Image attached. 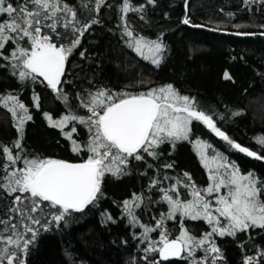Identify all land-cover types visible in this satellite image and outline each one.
<instances>
[{"label": "snow or ice", "instance_id": "1", "mask_svg": "<svg viewBox=\"0 0 264 264\" xmlns=\"http://www.w3.org/2000/svg\"><path fill=\"white\" fill-rule=\"evenodd\" d=\"M243 3L248 5L249 0ZM155 4L156 0H147V5ZM105 7H111L107 0H0V60L21 87L43 84L63 102L67 110L58 118L47 111L43 116L80 157L74 162L29 152L23 143L26 124L33 120L29 106L14 91L0 93V106L10 113L17 133L12 144H0V264H27L30 246L40 232L67 225L76 213L83 214L103 197L105 178L119 179L132 170L134 162L155 169L147 193L133 192L121 205L129 225L140 229L133 236L144 245L147 264H224L216 238L239 240L241 234L247 235L254 249L243 254L242 264H264V244H256L252 235L264 240V178L242 172L213 143L198 136L193 139L194 128L203 125L230 149L264 160V134L254 137L259 150L242 145L222 128L225 114L201 107L196 97L181 93L173 83L139 91L127 90L131 86L122 90L94 87L77 92L79 110L72 107L71 93L64 89L66 65L85 32L102 23ZM116 10L117 27L127 48L158 68L168 47L164 34L153 39L130 24V13L145 19L146 4L120 0ZM182 22L191 20L185 17ZM79 55L83 57L84 52ZM224 78L232 79L227 71ZM146 83L152 82L138 81ZM32 101L39 109L40 96L35 91ZM230 114L238 116L242 110H230ZM184 141L193 144L207 172L204 186L197 185L187 171L182 177L169 175L166 170L174 168L173 163L149 160L159 162L163 145L174 150ZM152 204L160 209L158 215H151L154 223L142 221L137 210ZM106 216L113 219L111 214ZM186 221H202L207 228L197 235ZM245 243H240L242 249ZM131 264H137L135 258Z\"/></svg>", "mask_w": 264, "mask_h": 264}, {"label": "trees", "instance_id": "2", "mask_svg": "<svg viewBox=\"0 0 264 264\" xmlns=\"http://www.w3.org/2000/svg\"><path fill=\"white\" fill-rule=\"evenodd\" d=\"M186 1L156 0L155 5H147V0H133L146 4L145 19L129 14L130 24L137 32L153 39L159 33L164 34L167 52L157 68L127 48L117 27L120 21L116 9L120 0H107L111 7L102 9V23L85 32L66 65L68 83L64 89L71 93L72 107L79 110L75 99L77 92L94 87L122 90L131 86L127 90L139 91L173 83L181 93L196 97L201 107L225 114L221 126L230 137L259 150L254 137L264 134V35H260L264 32L260 27L264 24V3L262 0H249L248 5L243 0H188L185 7ZM185 17L191 20L190 24L182 22ZM237 24L239 28L235 27ZM237 32L255 35H237ZM81 51L83 57L79 55ZM225 71L232 79L224 78ZM149 79L151 84H138L140 80ZM9 91L16 92L33 115V120L26 124L23 141L29 152L74 162L80 159L71 152L69 142L60 131L50 127L43 116L47 111L58 118L67 110L63 102L43 84L29 83L21 87L0 60V93ZM33 91L40 96L39 109L33 105ZM237 109L242 110V114L232 116L230 110ZM16 136L10 113L0 106V144L10 145ZM197 136L213 143L234 160L242 172L252 171L264 178V160L230 149L203 125L194 128L193 139ZM80 138H84L83 131ZM162 150L161 160L156 162L149 158L150 162L173 163L174 168L166 170L169 175L182 177L187 171L197 185H206L207 172L192 143L178 142L174 150L163 145ZM134 165L119 179L106 177L102 185L103 197L95 205H89L83 214L76 213L67 225L52 226L49 231L40 232L30 246L27 264H131L133 258L137 264H147L143 260L144 245L133 236L140 229L129 225L121 205L133 192L147 193L149 176L155 169H148L139 162ZM145 172L148 175H144ZM159 210L158 205L152 204L146 210L137 211L142 221L154 223L151 215H158ZM2 212L3 202H0ZM106 214H111L113 219L108 220ZM186 224L197 235L207 228L202 221H186ZM169 227L173 228L172 222ZM152 235L157 236L156 233ZM252 235L256 244H264L261 237ZM242 241L246 242L243 249L240 247ZM216 242L223 251L224 264H242L243 254H251L248 250L253 249L245 234H241L239 240L217 237Z\"/></svg>", "mask_w": 264, "mask_h": 264}, {"label": "water", "instance_id": "3", "mask_svg": "<svg viewBox=\"0 0 264 264\" xmlns=\"http://www.w3.org/2000/svg\"><path fill=\"white\" fill-rule=\"evenodd\" d=\"M187 2H188V0L186 1V4H187ZM185 7H186V5H185Z\"/></svg>", "mask_w": 264, "mask_h": 264}]
</instances>
